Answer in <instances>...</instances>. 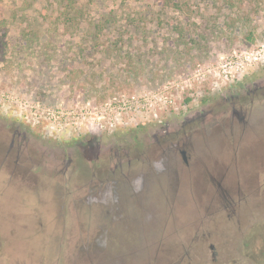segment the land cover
Segmentation results:
<instances>
[{
  "label": "rangeland",
  "instance_id": "1",
  "mask_svg": "<svg viewBox=\"0 0 264 264\" xmlns=\"http://www.w3.org/2000/svg\"><path fill=\"white\" fill-rule=\"evenodd\" d=\"M78 1L86 9L81 28L58 20L56 0H0V122L6 134L12 124L27 132L44 157L31 170L40 173L38 183L11 178L12 168L0 166V264H78L86 241H94L78 230L72 208L80 190L78 170L72 174L70 165L59 174L52 168L62 160H80L90 148L103 161L147 147L224 98L264 84V60L235 77L220 73L235 51L264 45V0H189L180 8L160 0ZM111 12L117 16L113 24L99 33L88 29ZM23 29H32L40 40ZM206 29L214 32L206 37ZM147 159L146 165L162 167L168 157ZM188 202L179 198L174 225L184 223L186 240L195 228L197 233L209 229L207 244L217 247L218 259L228 258L238 247L239 228L233 226L226 250L221 228L207 220V212L181 216L189 211ZM114 213L128 221L119 224L127 232L134 214ZM141 213L151 240L163 227L153 224L151 211ZM112 227L100 226L103 233L94 242L100 244L98 256L80 264H111L104 249ZM202 254L206 250L194 244L190 262L220 264L208 249L207 257Z\"/></svg>",
  "mask_w": 264,
  "mask_h": 264
},
{
  "label": "water",
  "instance_id": "2",
  "mask_svg": "<svg viewBox=\"0 0 264 264\" xmlns=\"http://www.w3.org/2000/svg\"><path fill=\"white\" fill-rule=\"evenodd\" d=\"M181 152L186 153V157ZM160 154L168 157L162 161V167L159 163L154 167L144 163L149 156ZM70 165L79 166L76 181L83 187L81 196L74 197L77 200L72 207L74 216L79 226L95 238L103 233L100 229L94 230L96 226L128 222L123 215L116 216L115 210L121 214L133 213L130 223L141 225L138 215L147 209L154 213L153 224L163 228L174 225L176 213L180 211L179 198L189 201V211L182 217H199L203 212L215 214L224 197L259 192L258 181H255L264 171V84L246 94L224 98L186 120L180 129L158 136L147 147L116 152L103 161L70 157L52 168L63 174L68 172ZM2 166L15 170L12 165ZM12 170L11 178L28 183H38L41 177L26 166L18 167L14 177ZM94 176L95 183H82ZM94 188L95 193L87 192ZM165 197L168 200L163 202ZM86 244L84 257L98 256L100 244L91 240ZM155 255L156 261L162 262L166 252Z\"/></svg>",
  "mask_w": 264,
  "mask_h": 264
},
{
  "label": "flooded vegetation",
  "instance_id": "3",
  "mask_svg": "<svg viewBox=\"0 0 264 264\" xmlns=\"http://www.w3.org/2000/svg\"><path fill=\"white\" fill-rule=\"evenodd\" d=\"M2 126L3 123L0 122V166L12 165L15 167V170H12V177L17 176L16 170L20 166H26L31 171L36 164L39 163L41 165L44 162V157L40 156L36 148L30 144V137L27 132L22 134L19 126L12 124L8 130V133H10L4 135L5 130ZM181 154L186 157V153L181 152ZM81 155L83 158L96 159L98 158V151L96 148H90L85 150V152L82 151ZM77 170H79L78 165L74 168L72 174H75ZM27 175L28 173L22 177L25 178ZM95 181H97L96 176L92 179L88 177L82 180V183H95ZM257 181L259 192H243L232 197L226 196L221 200L219 211L215 213L220 214V217L210 213L207 218V220L211 219L214 221L215 229L221 228V236L224 238V244L228 251V243L232 242L233 226L235 225L239 228L237 233L238 247L233 250L234 246H231L233 252L230 254L229 251V255L226 256L228 258L224 260L217 258L219 252L216 246L207 244L208 239L212 235L209 229L201 228L197 233V228H195L194 237L192 236L190 240H186L184 239L187 236V233L184 232L186 230L185 226L179 225L178 228L176 225H165L166 227L155 238L150 240L148 232L146 233L145 226L142 223V218L139 228L132 223L127 232H122L119 224L113 223L109 235L110 240L104 252L109 255L111 264H192L189 260L192 258L191 248L196 244L202 250H206L205 255H200L202 258L207 257L208 249L212 259L219 261L220 264H264V171L260 172V176L255 182ZM79 187L80 190L74 192V197L78 198L81 196L83 187L81 185ZM87 192L93 194L96 190L94 188L93 191ZM99 229L96 226L94 230ZM175 229L180 232L173 234ZM78 230L85 231L84 228H78ZM18 231L21 232L22 230L18 229ZM24 231L25 233H30V230ZM136 231L138 232L135 233ZM96 240L99 242L98 238H95L94 242ZM1 243L2 241L0 240V253ZM15 243H17L16 240ZM164 251L166 252L165 260L162 262L156 261L155 254ZM83 254L80 253L78 264L86 262V257Z\"/></svg>",
  "mask_w": 264,
  "mask_h": 264
},
{
  "label": "trees",
  "instance_id": "4",
  "mask_svg": "<svg viewBox=\"0 0 264 264\" xmlns=\"http://www.w3.org/2000/svg\"><path fill=\"white\" fill-rule=\"evenodd\" d=\"M164 5L172 8H180L182 6L188 5L189 0H160ZM58 6V15L57 18L65 27L68 28H81L86 17L85 6L80 4L78 0H56ZM117 16L115 13L111 12L108 15L102 17L98 23L90 22L88 29L93 33L102 32L105 27L110 24H113L116 21ZM213 30H205L206 37L208 34H212ZM22 33L30 37L35 32L32 29H23ZM35 40H40L39 35H33Z\"/></svg>",
  "mask_w": 264,
  "mask_h": 264
},
{
  "label": "built area",
  "instance_id": "5",
  "mask_svg": "<svg viewBox=\"0 0 264 264\" xmlns=\"http://www.w3.org/2000/svg\"><path fill=\"white\" fill-rule=\"evenodd\" d=\"M264 45H259L254 49L243 50L241 53L235 51L234 55L231 58V62L226 63L222 66V72L226 78L230 76L235 77L236 73L241 69L248 66H259L264 60Z\"/></svg>",
  "mask_w": 264,
  "mask_h": 264
}]
</instances>
